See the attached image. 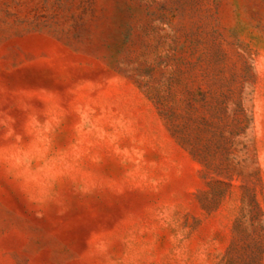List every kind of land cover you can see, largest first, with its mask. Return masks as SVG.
<instances>
[{
  "label": "rangeland",
  "instance_id": "1",
  "mask_svg": "<svg viewBox=\"0 0 264 264\" xmlns=\"http://www.w3.org/2000/svg\"><path fill=\"white\" fill-rule=\"evenodd\" d=\"M0 264H264V0H0Z\"/></svg>",
  "mask_w": 264,
  "mask_h": 264
}]
</instances>
